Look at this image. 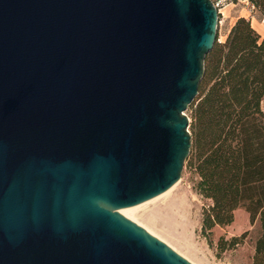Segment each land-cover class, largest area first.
Segmentation results:
<instances>
[{
	"label": "water",
	"instance_id": "95a60500",
	"mask_svg": "<svg viewBox=\"0 0 264 264\" xmlns=\"http://www.w3.org/2000/svg\"><path fill=\"white\" fill-rule=\"evenodd\" d=\"M211 0H0V264H191L119 210L171 189Z\"/></svg>",
	"mask_w": 264,
	"mask_h": 264
},
{
	"label": "trees",
	"instance_id": "16d2710c",
	"mask_svg": "<svg viewBox=\"0 0 264 264\" xmlns=\"http://www.w3.org/2000/svg\"><path fill=\"white\" fill-rule=\"evenodd\" d=\"M264 15V0H249ZM264 38L239 16L204 60L198 92L188 105L194 189L210 202L202 229L232 223L236 209L260 223L253 264H264Z\"/></svg>",
	"mask_w": 264,
	"mask_h": 264
},
{
	"label": "rangeland",
	"instance_id": "374dc122",
	"mask_svg": "<svg viewBox=\"0 0 264 264\" xmlns=\"http://www.w3.org/2000/svg\"><path fill=\"white\" fill-rule=\"evenodd\" d=\"M229 28L222 11L217 22L218 42L224 40ZM185 113L190 122V110ZM188 157L170 191L134 208L126 218L191 264H253L255 243L261 233L259 221L250 224L248 213L239 208L231 224L203 231L202 214L210 202L194 189L196 177L187 168Z\"/></svg>",
	"mask_w": 264,
	"mask_h": 264
},
{
	"label": "crops",
	"instance_id": "0c3cea01",
	"mask_svg": "<svg viewBox=\"0 0 264 264\" xmlns=\"http://www.w3.org/2000/svg\"><path fill=\"white\" fill-rule=\"evenodd\" d=\"M224 20L229 23V27L239 16L246 17L250 20L251 26L257 33L264 38V15L257 10L250 11L243 3L229 4L223 8ZM261 108L264 109V96L261 100Z\"/></svg>",
	"mask_w": 264,
	"mask_h": 264
},
{
	"label": "built area",
	"instance_id": "2783aa9c",
	"mask_svg": "<svg viewBox=\"0 0 264 264\" xmlns=\"http://www.w3.org/2000/svg\"><path fill=\"white\" fill-rule=\"evenodd\" d=\"M211 2L218 12V17L222 13L224 7L233 3H243L248 10H255L254 5L249 0H211Z\"/></svg>",
	"mask_w": 264,
	"mask_h": 264
},
{
	"label": "bare ground",
	"instance_id": "6f19581e",
	"mask_svg": "<svg viewBox=\"0 0 264 264\" xmlns=\"http://www.w3.org/2000/svg\"><path fill=\"white\" fill-rule=\"evenodd\" d=\"M172 189V188H171ZM168 191H170V190H168ZM167 191V192H168ZM167 192H165V193H167ZM164 193V194H165ZM163 195V194H162ZM162 195H160V196H162ZM160 196H158V197H160ZM158 197H156V198H158ZM156 198H154V199H156ZM150 201H152V200H150ZM147 203V202H146ZM141 205H143V204H141ZM138 206H140V205H138ZM138 206H135V207H133V208H127V209H122V210H119V213H121L123 216H127V215H129L133 210H134V208H136V207H138ZM127 218H128V216H127Z\"/></svg>",
	"mask_w": 264,
	"mask_h": 264
}]
</instances>
